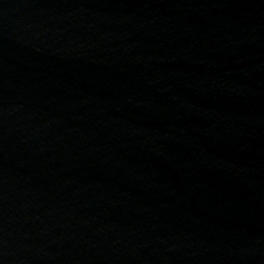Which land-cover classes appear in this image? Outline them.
I'll use <instances>...</instances> for the list:
<instances>
[{
    "label": "water",
    "instance_id": "1",
    "mask_svg": "<svg viewBox=\"0 0 264 264\" xmlns=\"http://www.w3.org/2000/svg\"><path fill=\"white\" fill-rule=\"evenodd\" d=\"M145 264H264V0H63Z\"/></svg>",
    "mask_w": 264,
    "mask_h": 264
}]
</instances>
